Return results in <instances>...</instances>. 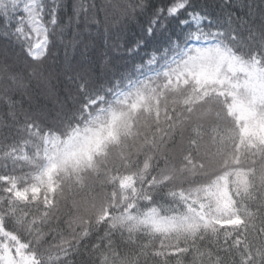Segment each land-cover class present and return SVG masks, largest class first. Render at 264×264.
I'll return each instance as SVG.
<instances>
[{
  "label": "snow or ice",
  "instance_id": "obj_1",
  "mask_svg": "<svg viewBox=\"0 0 264 264\" xmlns=\"http://www.w3.org/2000/svg\"><path fill=\"white\" fill-rule=\"evenodd\" d=\"M147 3L148 0H104V3H100V0H71L70 4L66 0H0V35L14 36L25 46L32 61H41L47 57L54 37L64 45L68 69L74 73L69 79L76 84L75 92H69V99L79 104L59 128L42 127L40 123L26 118L23 124L26 138L13 146L8 154L14 161H22L25 165H31L34 156L41 157L47 163L39 182L30 186H22L21 178L13 173H0V192L5 194L0 197V206L15 212L17 209L13 205H16L21 212L18 218H0V229L3 230L0 233V264H28L21 257H30L31 264H45L39 258L32 241L21 235L19 230L7 227L6 222L26 224L30 235L38 233L34 239L36 245H39L46 235L39 225L50 223L54 212L57 213L56 219L59 222L55 200L57 186L53 174L69 167L73 172L81 169L97 171V178L101 183L119 185L121 195L118 197L114 190L110 197H106L108 206L95 216V223L107 224L109 228L119 227L117 221L132 222L136 206L133 196L128 193L147 202L151 211L145 216V221H159L162 216L152 208L153 192L156 190L165 189L166 195L174 199L179 197L186 206V211L178 216L163 217V222L175 224L180 229L195 223L196 230L186 235L183 243L178 240L175 245L163 240L160 241L159 248L151 242L141 243L136 264H139L141 257L144 258V264H149V260L151 264H184L183 257L189 253L193 255L192 264H206L205 255L207 264H218L221 259L218 253H213L211 249L205 252L200 247L199 241L205 239V235L199 230L201 226L204 233L211 230L215 234L209 243L227 252L232 258V264H264V191L259 196L254 195L258 183L260 189L264 190V137L248 134L249 127L264 129V95L250 92L242 96L237 91L240 87L247 88V81L241 84L238 78L223 70V65L225 62L231 64L245 59L244 55H236V52H240L237 45L241 38L234 29L227 32L223 28L206 30V22L211 24V17L207 12L193 9L192 0H172L170 4L156 9L157 20L179 17L184 13L185 18L180 19L179 23L187 26L185 41L182 46L177 45L178 50L167 67L155 76L148 77V83L137 89L132 103L127 105L126 119L135 120L134 112L142 98L156 102L155 112H149V117L155 122L154 129H151V124L148 125L152 133L151 140H148L146 133L139 149H146L145 162L141 166L137 161L133 168L129 159L125 165L137 173L140 189L137 190L134 183H129L133 179L132 175L117 179L108 176L106 170L101 176L100 170L96 169L97 156H103L104 162H107L111 155L109 146L123 152L130 136L133 144L136 143L139 129L133 132L124 126V122L112 126L101 121L100 117L108 108L103 98L94 94V74L89 65L84 63L89 56L91 44L89 42L81 47L78 35L81 31H89L90 25L99 26L101 17L105 20L104 28L107 31L119 22L120 16L142 11ZM231 3L232 0H224L221 7ZM69 8L71 14L63 15ZM238 20L248 23L242 17ZM232 23L233 17L229 16L227 25L230 29ZM79 25H83V29ZM69 29L72 31L71 36H67ZM225 38L229 41L228 45L224 43ZM248 39L254 42L257 40L254 26L249 31ZM78 49L79 61L74 66L70 58ZM155 61L156 57L153 56L148 63ZM247 62L264 68V19L260 21L259 43L248 52ZM8 66L7 61L0 58V70L7 73ZM111 67L105 53L99 68L107 72L111 71ZM156 81L159 83H155ZM168 92L176 93L171 101L167 98ZM120 95L131 97L130 92L119 93L117 96ZM257 104L260 105L259 110ZM161 107L168 129L174 130L178 126L177 122L182 129L181 141L171 152L165 145L164 137L169 136V132L165 131L160 122ZM245 112L251 116V120L247 122ZM9 115L15 118L14 111L10 110ZM101 122L105 123L104 128L81 141V129L76 125H83L86 130H91ZM185 131L187 136L183 134ZM33 141L38 143L35 144V151L30 153L28 146ZM49 144H55V150L50 149ZM161 157L164 160L163 168L158 169L157 175H149L152 160ZM196 172L205 179L199 182V186L193 185L185 190L179 182ZM241 175L245 177V183L241 184L239 179L233 180L234 176L239 178ZM174 179L178 184H171ZM77 180L83 182L80 176H77ZM225 181L231 182L227 187V197L224 195ZM144 185H147V190ZM120 200L125 201L120 206V216H114L113 211ZM241 204L244 205L243 209ZM31 205L37 207L38 216H30ZM194 205H198L202 211H197ZM72 215L69 212V219ZM257 220L260 221L258 226ZM64 223L69 224L68 220ZM86 223L89 227L81 228L79 233L69 224L72 236L67 241L68 247L55 257V264H59L60 260H68L69 256L75 254L72 252L73 245L76 252H79L81 244L91 235L93 220L90 218ZM250 229L255 233V243L249 239ZM58 230L61 233L63 231ZM220 233L225 236L222 244ZM105 237H109L108 232ZM112 243L109 239L110 248ZM100 247L102 245L99 244L93 246L94 249ZM111 250L114 257L119 259V249ZM52 259L51 256L48 257L49 264ZM113 264H116L115 260Z\"/></svg>",
  "mask_w": 264,
  "mask_h": 264
},
{
  "label": "trees",
  "instance_id": "obj_2",
  "mask_svg": "<svg viewBox=\"0 0 264 264\" xmlns=\"http://www.w3.org/2000/svg\"><path fill=\"white\" fill-rule=\"evenodd\" d=\"M7 2V0H5ZM68 4L71 0H66ZM172 0H148V3L142 11H133L131 15L124 14L120 16L119 22L114 27H109L107 31L104 28L105 20L101 17L100 25H90L89 31H81L78 38L81 40V47L90 42V52L87 60L84 61L89 65L90 70L94 74L92 88L96 96L102 97L106 103L108 111L101 117V121L106 122L112 126H116L124 122L129 130L135 132L139 129V137L135 144L132 142V137L128 139V146L123 152L120 149L113 150L112 154L108 157L107 162H103L96 166V169L100 170L101 176L105 174V170L108 176H114L119 179L121 176L132 175L133 179L129 183H134L137 190L140 189L141 184L137 177V173L133 169L127 168L125 165L129 159L133 163V168L138 161L140 165L145 162V151L139 150L141 142L144 141L145 134L148 135V140H151V130L148 125L151 124V129L155 128V122L149 117V112H155V101H149L147 98H142L137 109L134 112L135 120L126 119L127 105L132 103V100L136 96V91L141 88L143 84L148 83V77L155 76L158 72L163 71L167 65L171 62L172 58L177 52V45H181L185 41V32L187 26H181L180 19L185 18L184 13H181L179 17H170L166 19H155L156 9L164 5L170 4ZM224 0H192V8L207 12L211 17V24L206 22V30L211 28L213 31L217 28H223L226 32L232 29L236 30L241 40L237 45V50L244 53V60H236L231 64L225 62L223 70L231 74V76L239 79L241 84L246 81L248 87H240L237 89L241 95L255 92L257 95H261V87H264V68L253 66L247 62V54L251 49L257 47L259 43V30L260 21L264 19V0H232L231 4L221 5ZM123 7V5H122ZM71 9L63 15H70ZM233 17V23L231 29L227 25V18ZM243 18L248 23L245 24L238 20ZM63 22V19L61 20ZM256 32V42L248 39L249 31L253 28ZM83 29V25H79ZM151 29V34L149 30ZM72 31L69 29L67 36H71ZM107 54L109 63L112 66L111 71H101L99 68L100 61L104 59V54ZM55 54L57 59H61L66 63L68 58L65 57L64 45H62L58 38H53V42L50 45V51L46 58ZM156 57V61L152 64L148 62L152 57ZM0 58L7 61L13 69H19L28 63H31V57L26 51L25 46L18 42L14 36H2L0 35ZM73 65L75 66L79 61V49L77 53L71 58ZM67 65V63H66ZM18 83H20L18 81ZM155 83H159L156 81ZM22 87V83H20ZM155 86V85H154ZM76 90V84L74 81H65L63 88L58 96H54L51 99L44 97L39 98V103H35V94L33 102L24 100L23 108L19 103L12 106L10 109L9 104L4 103L7 95L3 87H0V173H13L15 176L20 177L21 185H32L39 182V177L46 166V161L41 157L33 158L31 165H25L22 161H14L9 157V152L12 151L13 146L20 144L25 133L23 131V124L26 121L27 113L31 110L34 118L43 127H56L62 126L79 107L78 103H74L69 99V92L74 93ZM130 92L131 97L125 98L123 95L117 96L119 93ZM176 95L175 92H168L167 98L169 101ZM264 95V92H263ZM18 100H23V97H17ZM83 98H80L82 102ZM162 105V101H161ZM102 106V107H105ZM260 105L257 104L259 110ZM15 112V118L9 115V112ZM239 110V109H238ZM161 125L165 131L169 132V136H165V145L170 150L174 149V146L179 145L181 141L182 129L177 122V127L174 130H169L167 124L164 122V111L161 107L159 113ZM246 122L251 120V116L245 112ZM101 122L91 130H86L83 125H76L81 129L79 138L81 141L91 136L94 132L99 131L105 127V123ZM239 123V120L237 121ZM19 129V131H18ZM187 136V132L183 133ZM249 135H259L264 137V129L258 126L248 128ZM38 141H33L28 146V151L33 153L35 151V144ZM23 146V145H20ZM48 147L55 150V144H49ZM110 147V146H109ZM129 153L131 154L129 156ZM195 156V152H193ZM258 159V157H257ZM163 158L152 160V170L149 175H157L158 169L163 168ZM14 170V171H13ZM89 169H81L79 172H73L69 167L64 170L57 171L53 174V180L57 186L55 200L58 207L59 222L56 219L57 213L54 212L53 219L50 223L41 224L39 227L43 229L46 235L43 237L39 245H36L34 237L38 233L33 232L31 235L26 230V224L6 222V226L15 230H19L21 235L26 239L32 241L33 247L37 250L39 258L49 264L48 257L53 259L51 264H55V257L64 251V248L68 247L67 241L72 236V229H75L77 233L81 228H88L86 223L90 218L93 220L91 225V235L81 244L79 252H76L75 245L72 247L74 255L69 256L68 260H60L59 264H113L114 260L116 264H136V256L138 255V247L141 243L151 242L155 247H160V241L175 245L177 241L183 243L186 235H190L196 230L195 223L185 225L182 229L179 227L174 228V224L163 222V217H174L180 213L186 211V206L183 202L177 198H172L166 195L165 189L156 190L153 192L154 201L152 208L156 209L162 216L159 221H153L151 219L145 221V216L151 211L147 206V202L142 198H135L134 194L128 193L129 196H133V203L136 206L132 213L131 223L128 221H117L120 226L109 228L107 224L95 223V216L108 206L106 197H110L111 193L115 190L117 196L121 195V189L119 185H115L111 182L101 183L97 178V171L92 170L95 173L94 178L87 176L86 173ZM77 176L83 178V182L77 180ZM205 177L199 172L188 175L182 183L185 190L189 187L196 185L199 186V182L203 181ZM239 179L241 184L246 182L243 175L233 177V180ZM230 181H225L224 192L227 197V187ZM171 184H178L174 179ZM235 187V185H234ZM147 190V185H144ZM177 192L179 186L176 187ZM243 190V189H241ZM261 191L259 183L257 184V190L254 195L259 196ZM5 195L0 192V197ZM49 198L52 196L49 194ZM239 199V198H238ZM124 200H120L117 203L116 208L113 211L114 216H120V206L124 203ZM191 203V198H189ZM248 203V201H245ZM17 210L11 212L0 206V218L4 216H10L18 218L21 216L19 206L13 205ZM30 207V216H38L39 211L35 205ZM197 211H202L198 205H194ZM243 209L244 205H240ZM69 212L73 213L71 219H69ZM68 220L69 224H65L64 221ZM260 221L257 220L256 224L259 225ZM62 229V233L58 230ZM201 234L205 235L203 241H199L202 250L207 252L211 249L213 253H218L221 257L218 264H232V258L227 252L222 249H218L210 240L214 239L215 234L208 230L204 233L203 227H200ZM0 229V233H2ZM109 233V237H105V233ZM255 236L254 232H251L249 239L253 240ZM220 242L223 243L225 236L223 233L219 234ZM113 243L111 248L108 245V240ZM134 241V242H133ZM189 244L191 240L188 241ZM255 243V240H253ZM99 244L100 248L94 249L93 246ZM62 245V246H61ZM112 248H118L120 251V258L117 259L112 253ZM31 264L30 257H21ZM207 264V255L204 257ZM184 264H192L193 255L191 253L184 255ZM139 264H144V258L141 257ZM151 264V260H149Z\"/></svg>",
  "mask_w": 264,
  "mask_h": 264
},
{
  "label": "clouds",
  "instance_id": "obj_3",
  "mask_svg": "<svg viewBox=\"0 0 264 264\" xmlns=\"http://www.w3.org/2000/svg\"><path fill=\"white\" fill-rule=\"evenodd\" d=\"M100 3H104V0H100ZM224 43L229 44L227 38H225ZM236 55L242 56L245 54L236 52ZM73 75L74 73L68 69L66 63L61 59H57L55 54L41 61H32L19 69H13L9 65L7 73L0 70V87H3L5 93H10L4 103L9 104L11 107L19 103L22 109L24 100L30 103L33 102V94H35V103H39L40 97L51 99L59 95L66 80L72 82L69 78ZM18 81L22 83V87ZM17 97H23V100H18ZM34 117L31 110H29L27 119L39 123ZM112 152L113 149L109 147V153L112 154ZM103 160V156H97L96 166L99 167ZM86 175L94 178L95 173L89 170Z\"/></svg>",
  "mask_w": 264,
  "mask_h": 264
},
{
  "label": "rangeland",
  "instance_id": "obj_4",
  "mask_svg": "<svg viewBox=\"0 0 264 264\" xmlns=\"http://www.w3.org/2000/svg\"><path fill=\"white\" fill-rule=\"evenodd\" d=\"M261 88H262V89H261L260 93H261V95H263L264 87H261ZM224 195L226 196L225 192H224ZM169 224H171V223H169ZM173 227H174V228H177L178 226L174 224ZM24 260H25V259H24Z\"/></svg>",
  "mask_w": 264,
  "mask_h": 264
}]
</instances>
